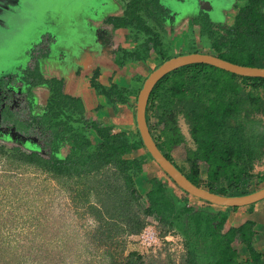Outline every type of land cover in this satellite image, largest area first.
I'll return each instance as SVG.
<instances>
[{
	"label": "trees",
	"instance_id": "16d2710c",
	"mask_svg": "<svg viewBox=\"0 0 264 264\" xmlns=\"http://www.w3.org/2000/svg\"><path fill=\"white\" fill-rule=\"evenodd\" d=\"M147 2L149 12L153 11V17L160 23L157 19L166 14V9L161 8L157 0ZM139 5L138 0H128L123 15L111 16L106 21L112 27L135 22L145 29L150 33L145 46L151 44L153 51L160 55L159 63L167 54L160 51L163 48L155 36L157 32L145 24V19L138 12ZM233 6L236 10L230 23L212 22L208 17L201 20L197 15L191 17L190 22L200 21L201 31L214 34L216 55L235 63L264 67V0H234ZM48 81L51 86L48 103L51 101L57 107L60 104L62 108L75 102V98L61 91L59 80L51 78ZM263 113L264 77L239 75L211 64L195 62L178 66L156 81L148 95L145 118L150 124L149 116H153L152 127L159 128L155 136L158 146L167 158L172 159L170 149L183 140L176 123L177 116H182L194 146L185 152L188 162L186 176L210 191L236 195L249 191L247 178L264 149ZM12 120L15 127L6 126L1 135L12 134L19 143H11L8 147L0 143V159L7 168L30 166L59 183L69 199L80 206L81 213L94 221L86 233L90 234L89 244L99 250L96 254L89 251L82 259L77 256L75 261V257L65 251L70 249L63 248L62 255L57 256L51 251L52 247H45L44 251L51 252L34 257V264L260 262L258 252L250 243L252 220L224 228L225 212L198 207L179 209L183 219L179 231L184 251L177 258H172L168 251L163 256L144 254L136 249L124 253L125 236L138 233L148 222V215L156 216L159 223H170L172 218L178 219L180 215L166 190H147L143 197L137 191L134 177L141 172L140 159L124 157L135 142L127 141L120 131L106 133L94 149L74 151L72 147L63 156L57 153L59 143L72 144V140L62 136L61 129H55L59 119L52 126L44 124L43 128L54 130L51 137L54 144L50 149L39 146L40 151L33 149L32 144H26L25 141L29 140L16 129L22 122L16 116ZM29 138L35 140L34 136ZM197 160L205 162L203 178L198 175ZM166 227H162L161 235ZM1 235L0 232V264H23L21 253L13 251L17 243L5 242ZM234 241L243 243L252 258H238L236 247L232 245ZM87 247L83 243L81 250ZM25 249L27 251L28 247ZM22 254L26 252L22 250Z\"/></svg>",
	"mask_w": 264,
	"mask_h": 264
},
{
	"label": "flooded vegetation",
	"instance_id": "af4514ba",
	"mask_svg": "<svg viewBox=\"0 0 264 264\" xmlns=\"http://www.w3.org/2000/svg\"><path fill=\"white\" fill-rule=\"evenodd\" d=\"M127 1L128 0H118V2L122 6L121 14L117 15L118 17H120L121 15H123L125 13L124 7H125V3ZM147 1L148 0H140V1L138 0V3H140L139 8H138L139 9L138 12H140L142 14L143 18L145 19L144 20L145 24L147 26H149L151 30H154L157 32L155 36H157V38L160 41V45L163 48L160 51H162V52L165 51L167 54V57L174 55V54H180V53L174 52L177 49V46L175 47V45L179 46V41L175 35H172L170 33L171 29H173L175 31V33H178L179 38H181V41H184L186 44H189V47L197 46L201 49L199 51H205V52H210V53L216 54L215 53L216 50L214 49L215 46L213 44V41H216V40H214V38H215L214 34L201 31L199 29V25H201L200 21H199L200 24L190 22V18L194 17L195 15L199 16L200 19L203 17H207L205 15V13L202 12V10H200L201 5L203 4V2L205 0L195 1L193 3V5L191 6L192 9L189 11L183 10V12L188 13L190 17L188 19H184L182 21V23H179V17L181 15L180 11H174V12H172V15L169 14V11H167L168 13H166V15H168V17H167L168 20L166 21V23L163 20H162V23H157L155 21V18L153 17V11L149 12L150 7H149V2H147ZM216 1H220V0H216ZM88 2H89V0H86V4ZM210 2L212 3V0L208 1L209 8L211 6ZM5 3H7V2H5ZM233 3H234V0H231L229 6L232 7L234 9V12H235L236 8H235V6H233ZM93 4L96 5L95 3H93ZM179 4H180V2H179ZM94 5H90L89 8H91V10L90 11L88 10L89 12L92 11V13H95V11H98L100 9V7L94 9ZM13 6H14L13 10L15 11L17 8V5H13ZM64 6H65V4H64ZM39 7H40L39 11L41 13L45 14L44 22H45V25L47 27L44 24H41V26L38 25V29H40V30L43 29V31H42L43 33L41 32L40 34H37V36H36V34H33V33L29 34L30 37H29L28 42L31 43V41H33V43L28 44V47L25 51L26 56L30 55L32 57V56H34V53L37 51L38 48H44V50L50 49L51 45L56 44V34H58V32L56 33V30H55L57 28H56L55 22H53V20H54L53 14L57 15L58 11L54 10V12H51V14L48 15V14H46L47 9L43 8V6H41V5ZM160 7L164 8L161 5H160ZM194 9L196 10V12L194 11ZM191 12H195V13L192 14ZM234 12L231 15H229L230 18H232V15L234 14ZM75 13H76V10H75ZM190 13L192 15H190ZM227 13H228V11H227ZM107 18L108 17H105L104 19H102V22L104 23V21H105V23L110 24V22H108V20L106 21ZM201 20H203V19H201ZM33 22H35V21H32L30 24H32ZM133 23H134L133 25H131V24L130 25H126V24L121 25V27L129 29V37H131V40L134 42L133 48H131V50H128L125 47L120 46L119 44L115 45V43L111 42V40H109L108 38L107 39L105 38V40H106L107 46H109L108 43L110 45H112V47H110V51H111V53L113 52L112 53L114 56L113 61L119 67H121L124 64L126 59H129L131 57L130 58L131 60H141L144 62L143 66H141L142 70L140 72H137L136 74H133L130 78V81H128V83H125L124 81L115 82L111 79L109 80V78H108V83L106 85L105 84L104 85H102V84L97 85L98 93L101 94L107 102H109L111 104H115V103L123 104L126 107L128 106V108H127L128 110L126 111L127 113H125L126 115L128 114V118L125 117V115H124L121 119V123L111 125L110 128H113V129L110 130L109 125H106L105 123L102 122V120H99L95 113H89L87 115L84 113V110L82 107V102L80 101L79 98L73 97L76 99L75 102L74 103L71 102L70 104H68L66 106H62V108H61L60 104L58 105L59 107H57V105L53 104L51 101H50V103H48L49 97H50V92H51V86H50V83L48 80L51 78L50 77L44 78L39 73L36 66H34V63H33V65L28 66V73H27L28 79L25 80V84H23L21 81H19L18 78L20 76L17 75L18 73L14 69L15 67L11 68V67L7 66L6 64H2V65H0V125H1L0 126V130H1L0 135L4 134L3 130L5 129V126L15 127V122H13L12 118L16 116L17 120L22 122L21 125L18 126L16 129L18 130V132H20L21 134H24L26 136L25 137L26 140H29V141H25L26 144H28V145L32 144L31 146H34L33 149H35L36 151H40L39 146H40V148H42L43 145H44V148L50 149L52 147V145L54 144V142H52L54 130H52L50 127H46V128H43V127H44V124H45V126L47 124L48 125L51 124L50 126H52V124H55L56 123L55 121H57L59 119L58 122L55 124V129L56 128L61 129L62 130V136H64V135L68 136L69 139L72 140V144H71V142L69 144V142L67 143L65 141H61L59 143L57 153L64 156L67 153V151L72 149V147H73L74 151H78V150L81 151L83 149L84 150L85 149H87V150L94 149V147L96 145H98V142L101 140V138L103 137L104 134L115 133V132L120 131L125 136V139L127 141L135 142V145L133 146V148L130 151L126 152L124 154V157L129 158L130 160L135 159V158L140 159L141 172H139L134 177V184H136L135 181H136L137 177H139V178L144 177L145 185H142V184L140 185L142 187L143 191L140 192L141 190L136 187L137 191L139 192V194L141 196L147 190H153V189L166 190L170 194V196H172V198H173L174 206L177 210V213L179 212V209L183 208V207H185V208L186 207L187 208L198 207L201 209L207 208V209H212V210H220V211L225 212V214H226L225 220L223 222V226H225V221L227 218L228 210L235 209L237 207L244 206V205H249V204H252L253 202L249 203V204H244V205L227 206V205L217 204V203H214V202L208 201L206 199H202L200 197H197V196H194L192 194L187 193L185 190L180 188L174 182V180L159 166V164L155 161V159L151 156V154L146 150V148H145V146L141 140V137H140V134H139V131L137 128L136 117H135L137 93H138V90H139L144 78L146 77V75L158 63V59L160 58V55L156 54L153 51V47H150L151 46L150 43H148L147 47L145 46V43H144L145 39L148 37V35L150 33L145 31V29H143L142 27H139L135 22H133ZM226 23L227 22H223L222 24H226ZM228 23H230V22H228ZM116 27H119V26H116ZM47 28L53 29V31H50V30L47 31L46 30ZM111 28H115V27L111 26ZM49 31L53 32V33H50ZM31 35H33V36L31 37ZM189 36H191V37L193 36V39L190 41H189ZM190 52H192V51H190ZM115 56H116V58H115ZM24 58L26 60L28 59V57H24ZM24 58H23L22 63L19 64L17 67L20 68V67H23L24 65H25V67L27 66L26 65L27 61ZM147 58L149 60H147ZM31 72H36L38 74L39 78L36 79V78L32 77V79H30ZM161 77H159L158 79H160ZM13 78H17V80L19 82V83L17 82V86H16L17 88L15 87L16 83L13 84V82H12ZM156 81H155V83H156ZM19 84L20 85L22 84V87H19ZM41 84H46L47 90H46V94L44 95L45 98H43V100L41 102H37L36 101V95L32 94V89L35 88L37 85H41ZM153 85H152V87H153ZM93 86L96 87V84L93 83ZM152 87H151V89H152ZM151 89H150V91H151ZM61 91L63 92L62 88H61ZM150 91H149V93H150ZM63 93H65V92H63ZM149 93H148V95H149ZM148 95H147V98L145 101V106H144L145 126H146L147 132H148L149 136L151 137L152 141L154 142L155 146L160 151V153H162L163 156H165L164 153L160 150V147L158 146V142H157L158 140L155 139V136L158 134L159 128L158 127H155V128L152 127V122L154 121L153 116L152 115L149 116L150 124L148 123V121L145 118V111H146V106H147ZM70 97H72V96H70ZM26 98L30 99L31 101L28 102L26 100ZM19 99L20 100L22 99L21 102L19 101ZM11 104H19L18 105L19 108H16L14 106L10 116L5 117L3 114V107L8 108ZM60 109L62 110V112ZM45 112H48V115ZM178 118H181L184 121L182 116L181 117L177 116V119ZM63 119H64V121H63ZM177 119H176V123H177ZM42 120H43V123H41ZM24 124L26 126L23 128ZM186 127H187V125H186ZM179 131H180V129H179ZM187 133H188V129H187ZM30 136H34L35 140L32 141L29 138ZM188 138H189V141L187 144H184L183 155L180 157L179 160H177L173 157L171 150L174 146H176L180 143L186 142L184 135H183V140L181 142H179L178 144L174 145L170 149V155H171L172 159H169L165 156L187 179H189V178L186 176L185 172L188 171V162L185 160V152H186L187 148L194 147L192 139L189 136V134H188ZM41 155L45 156V154H41ZM196 163H197V168L199 171L198 175H199V177L203 178V175H204L203 171L205 168V162L202 160H197ZM254 168L253 169L256 171L253 170V172H252L253 174L251 173L249 175V177L247 178V186L246 187L249 191L254 190V189H256V188H258L264 184V149H263V152H262L260 159L254 164ZM256 168H258V169H256ZM262 169H263V172L260 171ZM259 183H261V184H259ZM195 185H197V184H195ZM253 185H254V188L250 189V186L252 187ZM197 186H200V185H197ZM172 187L175 188L176 192L174 190H172ZM200 187H202V186H200ZM202 188L206 189L204 187H202ZM206 190H208V189H206ZM208 191H210V190H208ZM210 192H213V191H210ZM213 193H217V192H213ZM217 194L232 196L230 194H221V193H217ZM236 195H240V194H236ZM187 196L190 197V200H188V201L186 198ZM141 199L142 198L140 197L139 200H141ZM259 200H261V199H259ZM190 201H192V202H190ZM254 202H256V201H254ZM179 214H178L179 217L177 214H176L177 216H175V217H178V219L172 218V221L170 220V223L169 222L159 223L157 220V222H155V226L159 229V231L162 229V227L167 226L166 231L162 235L170 236L171 240H172V236L176 237L177 241H178L177 246L179 245L181 247L180 250L182 252V251H184L183 237L181 235V232L179 231V228L181 226V223H183V219H182V214L180 212H179ZM149 217L157 218L154 215H148L146 217L147 221H149V219H148ZM246 220H251V219L246 218L245 220H243L240 223H243ZM240 223H238V224H240ZM146 224H148V223H146ZM233 225H236V224H233ZM252 226H253V221H252V224L250 227L251 236H252V228H253ZM224 228H227V227H224ZM250 239H251V237H250ZM232 243H233L232 245H234L236 247L237 255H239L238 258H240V259L252 258L253 255L249 254L248 249L244 246L243 243H241L239 241H237V242L234 241ZM250 243H251V241H250ZM168 244H170V242ZM196 251H198V250H196ZM179 254H180V252H179ZM257 256H258V258H257L258 261L264 262V261H261V260H264V255H262L261 252H258ZM257 256H255V257H257ZM239 261H241V260H239Z\"/></svg>",
	"mask_w": 264,
	"mask_h": 264
},
{
	"label": "rangeland",
	"instance_id": "374dc122",
	"mask_svg": "<svg viewBox=\"0 0 264 264\" xmlns=\"http://www.w3.org/2000/svg\"><path fill=\"white\" fill-rule=\"evenodd\" d=\"M157 1L166 11H169L171 15L172 12L179 11V8L182 9L184 7V0ZM66 2L70 8L73 7L72 9L77 12L84 10L87 12L91 10V8H89L91 0L87 4H85V0H74L75 3H72L71 0H67ZM103 2L105 1L94 0L96 4L94 5V9L100 7ZM230 2L231 0L226 2V10L221 9L214 13H208V11L203 8H200V10H202L212 22H227V19L230 18L229 15L234 12V9L229 6ZM13 5H17L19 10L16 8L14 11ZM40 5L47 9V3H42V0H11V3H9L8 0H0V65L6 64L11 68L15 67L14 69L18 75L23 77L24 80L28 79V76L22 73L24 72L22 67L19 68L17 66L22 63L24 57H28L25 51L28 44L33 43V41H31V43L28 42L30 37L29 34L33 33L37 36V34L43 31V29H38V25H45V14L39 11ZM46 12V14L49 13L47 10ZM76 15H79V13L69 14L68 17L71 20L72 17ZM166 16L167 15L164 13L163 16L157 19L158 22L162 23L163 19L166 23L168 20ZM106 17L109 18L111 15ZM32 21L35 22L30 24ZM46 30L53 31V29L50 28ZM170 33L175 35L179 41V46L175 45V47L177 46V49L175 48L176 51H174L175 53L201 50L197 46L189 47V44L181 41L179 34L175 33L173 29L170 30ZM32 36L33 35H31V37ZM192 39L193 36H189V41ZM32 77L36 79L39 78L36 72H31L30 79H32ZM21 100L19 99L20 102ZM26 100L28 102L31 101L28 98H26ZM18 105L19 104H11L8 108L3 107L4 116L8 117L12 113L14 106L19 108ZM261 118L264 121V114H262ZM177 125L186 141L185 143L174 146L171 150L173 157L179 160L183 155L184 144L188 143L189 138L186 124L181 118L177 119ZM10 139L9 136L0 135V143H4L5 147L10 146ZM260 171L263 172V169ZM253 188L254 185L252 187L250 186V189ZM0 205L1 237H3L5 242L10 244L17 243V247H15L16 250L13 249V251L21 253L20 256L23 264H34L33 261H36L33 260L34 257L38 258L43 256V254H49L52 250L54 255L60 256L62 255L61 251L63 248L70 249H65V251H69V253L75 257V261H77V256L80 259L86 257L89 251L92 252V254L99 252L98 249L89 244L88 235L90 234L86 233V231L91 229L94 221L85 213H81L82 210L80 206L69 199V195L63 190L59 183L37 169H32L30 166L28 168L19 167L10 169L7 168L5 163L0 159ZM147 223L151 224L159 235H161V230L159 231L155 226L154 221L149 220ZM169 242L170 244L161 242L158 247H147L139 241V238L125 237L123 252L126 253L131 245L134 246L137 251L144 254L151 253L155 255L158 253L160 256H163L165 251H168L172 258H177L179 252L181 253V247L179 245L177 246V238L172 236V240ZM83 243L88 245V247L85 248L86 250H81ZM26 246L28 247L27 251L25 249ZM45 247H52L51 251H44ZM22 250H24L26 254H22ZM5 251L10 252V250Z\"/></svg>",
	"mask_w": 264,
	"mask_h": 264
},
{
	"label": "crops",
	"instance_id": "0c3cea01",
	"mask_svg": "<svg viewBox=\"0 0 264 264\" xmlns=\"http://www.w3.org/2000/svg\"><path fill=\"white\" fill-rule=\"evenodd\" d=\"M104 1L95 13L80 11L79 15L73 16L71 20L68 15L75 12L72 10L73 7L66 11L57 10V15L53 14V22L57 28L55 30L56 33L58 32L56 44L51 45L50 49L38 48L34 56L28 55V59H24L28 66L34 63L44 78L60 80L63 92L79 98L86 115L95 113L97 118L109 125L110 128L111 125L120 124L124 115L128 118V114H125L128 106L107 102L98 93L97 85H106L108 78L115 82L128 83L133 74L142 70L141 66L144 62L131 60L130 57L119 67L113 61V52L110 51L112 45L108 43L109 46H107L105 38H109L115 45L119 44L128 50L133 48L134 42L129 37L128 28L121 26L110 28L109 24L102 22L106 16H117L122 11L118 0ZM66 6L68 5L65 4ZM231 20L232 18L227 19V23ZM182 21L183 18L180 15L179 23ZM147 60L149 59L147 58ZM93 83L96 84V87L93 86ZM46 90V84L37 85L32 89V94L36 95L37 102H41L45 98ZM112 129L110 128V130ZM135 183L142 192L143 189L140 185H145L144 177H137ZM172 190L175 191V188L172 187ZM186 198L187 201L190 200L189 196ZM246 218L253 221L251 246L254 251L264 255V198L252 204L228 210L224 227L238 224ZM148 219L157 222L155 217ZM125 237L135 238L136 233L128 234ZM130 249L136 248L130 245Z\"/></svg>",
	"mask_w": 264,
	"mask_h": 264
},
{
	"label": "water",
	"instance_id": "95a60500",
	"mask_svg": "<svg viewBox=\"0 0 264 264\" xmlns=\"http://www.w3.org/2000/svg\"><path fill=\"white\" fill-rule=\"evenodd\" d=\"M66 1L67 0H42V3H47V11L49 12L48 15H50L51 12H54V10H60V9L62 11H66L67 9L69 10L70 9L69 5L66 7L64 6V4L67 3ZM195 1L197 0H184V4H183L184 7L182 9L179 8V11L181 12V17L183 18V20L188 19L190 17L189 14L184 13L183 10H186V11L191 10L192 9L191 6L193 5ZM208 1L210 0H205L203 4L201 5V8L208 11V13H214L215 11H219L221 9L224 10L227 5L225 0L224 1L223 0H220V1L212 0V3L210 2L211 6L209 8ZM8 2L11 3V0H8ZM71 2L75 3L74 0H71ZM93 3H94V0H91V5H94ZM195 9L194 11L196 12ZM195 12H191V13L193 14ZM191 13L190 15H192ZM109 26L111 28V25ZM195 62H203V63L211 64L213 66L222 68L224 70H227V71L239 74V75L264 77V67L263 66L235 63V62L226 60L224 58H221L220 56L210 53V52L192 51V52L174 54V55L167 57L166 59L161 61L158 65H156L146 75L137 93L135 117H136L137 128H138L141 140L146 150L151 154V156L155 159V161L159 164V166L174 180V182L180 188H182L189 194H192L194 196L200 197L202 199H206L208 201H211L217 204L227 205V206L244 205V204H249L259 199H262L264 198V184L254 190L248 191L240 195H232V196H226V195H220L217 193H213L206 189H203L200 186L195 185L193 182L187 179L165 156H163L162 153H160V151L157 149V147L155 146L154 142L152 141L151 137L149 136L147 132L145 122H144V106H145L147 95L152 85L155 83V81L159 77L163 76L168 71L178 66L188 64V63H195ZM22 68L24 70V72L22 73L28 76L27 74L28 65L26 67L24 65ZM18 79L23 84H25V80L23 77H19ZM12 82L13 84L16 83L15 85L16 87L17 82H18L17 78H13ZM19 87H22V84L21 85L19 84ZM9 138H11L9 142L16 143V144L19 143V140L16 141L13 139L12 134H10ZM227 264H264V262H250V261H245V260H241V261L236 260L235 262H230Z\"/></svg>",
	"mask_w": 264,
	"mask_h": 264
},
{
	"label": "built area",
	"instance_id": "2783aa9c",
	"mask_svg": "<svg viewBox=\"0 0 264 264\" xmlns=\"http://www.w3.org/2000/svg\"><path fill=\"white\" fill-rule=\"evenodd\" d=\"M136 238H139V241L147 247H158L161 242H166L168 244L169 240H171V237L168 235H159L151 224L143 226L142 229L136 233Z\"/></svg>",
	"mask_w": 264,
	"mask_h": 264
}]
</instances>
